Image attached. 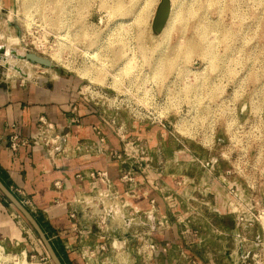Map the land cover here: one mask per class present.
I'll return each mask as SVG.
<instances>
[{
	"label": "rangeland",
	"instance_id": "rangeland-1",
	"mask_svg": "<svg viewBox=\"0 0 264 264\" xmlns=\"http://www.w3.org/2000/svg\"><path fill=\"white\" fill-rule=\"evenodd\" d=\"M146 1L137 0L124 15H111L117 0L1 2L0 76L70 81L115 133L136 121L167 123L179 136L181 124L195 135L214 124L217 140L230 149L223 158L229 163L224 170L231 171L226 180L237 189L229 200L222 195L231 206L212 211V224L200 220L190 230L196 239H209L207 260L264 264V0H176L174 5L170 0L162 27L172 22L168 45L159 49L164 29L156 33L153 24L162 0H153L146 25L135 22ZM118 2L131 5V0ZM191 40L205 43L199 45L203 55L202 50L184 54ZM179 47L173 65L162 63ZM12 50L37 53L56 67L20 60ZM126 58L132 66L125 65ZM8 208L25 230L23 242H1L11 257L7 264H17L25 251L26 264H54L24 216L10 202Z\"/></svg>",
	"mask_w": 264,
	"mask_h": 264
},
{
	"label": "crops",
	"instance_id": "crops-1",
	"mask_svg": "<svg viewBox=\"0 0 264 264\" xmlns=\"http://www.w3.org/2000/svg\"><path fill=\"white\" fill-rule=\"evenodd\" d=\"M12 1L0 3L11 5ZM20 78L0 76V180L38 220L63 264H134L141 259L156 264H218L206 259L209 239H196L190 227L200 220L212 224V211L231 206L230 180L224 170L228 160L222 158L212 173L200 164L202 159L230 151L218 143L219 133L210 135L206 144L187 124L181 125L184 132L179 136L167 123L136 121L118 135L104 115L81 99L72 82L56 76L50 80L40 75L36 81ZM41 116L68 132L66 153L56 162L39 148L14 152L9 146L14 133L37 134ZM92 172L106 176L94 180ZM127 172L133 177L130 183L122 181ZM108 186L120 192L131 188L135 197L130 200L141 213L131 223L120 215L111 219V235L128 240L125 251L93 256L104 240L96 229L80 234L91 222L76 199H93ZM7 202L2 195L0 241L21 243L25 228ZM74 212L77 219L71 217ZM199 241L202 247L194 250ZM148 242L154 244L152 252H147Z\"/></svg>",
	"mask_w": 264,
	"mask_h": 264
},
{
	"label": "built area",
	"instance_id": "built-area-1",
	"mask_svg": "<svg viewBox=\"0 0 264 264\" xmlns=\"http://www.w3.org/2000/svg\"><path fill=\"white\" fill-rule=\"evenodd\" d=\"M93 110H96L92 108ZM97 111V110H96ZM105 120V119H104ZM105 122H107L105 120ZM163 123V122H161ZM110 125V124H109ZM213 126V127H212ZM215 125H209L205 129L202 128L197 134L201 138H205V143L208 144V139L210 135L216 134ZM212 127V128H211ZM38 133L33 135L32 137H23L17 133H14L9 138V146L12 151L18 152L20 149L25 147H34L41 149L46 157L54 162H56L59 158L65 155L67 150V141H68V132H65L63 129L58 128V126L48 119L46 116H41L38 119ZM124 125H121L119 128L117 127V134H123ZM221 140V141H219ZM218 142H223V139H219ZM145 154V152L143 153ZM223 156H214L209 159H202L200 164L203 168L208 170L209 172H215L220 166L221 159L224 158L225 153L221 154ZM122 159V156H118ZM231 171L228 170L225 173V176H230ZM105 174L101 172H92L91 178L94 180H101L105 178ZM122 181L124 182H132L133 177L131 173L127 172L122 176ZM57 188H61L60 184L57 183ZM237 189L235 183H229L230 192H235ZM135 197L134 192L131 188L125 190L124 192L118 191L116 188H111L108 186L106 189H100L98 195L93 199H76L77 202L81 203L83 207V215L85 218L91 222V226L85 228L83 231H80L81 235H89L93 233L96 229L102 241L95 249L92 251V255L95 256L97 254H106L110 250L120 253V251H125L128 246V240L116 238L110 233V222L111 219L114 218L115 215H120L121 217H125V220L131 223V219L136 215L141 213V210L135 206L130 198ZM125 211V212H123ZM153 212L150 213V218L152 217ZM77 213H72L71 217L73 219H77ZM127 217V218H126ZM139 237V234L138 236ZM1 245V241H0ZM1 249L3 253H5L4 247L1 245ZM147 252L154 249V244L152 242L147 243ZM139 255H142V251L138 250ZM153 255V253H152ZM134 264H156L155 261H151L147 263L145 260L141 259V262H134Z\"/></svg>",
	"mask_w": 264,
	"mask_h": 264
},
{
	"label": "water",
	"instance_id": "water-1",
	"mask_svg": "<svg viewBox=\"0 0 264 264\" xmlns=\"http://www.w3.org/2000/svg\"><path fill=\"white\" fill-rule=\"evenodd\" d=\"M169 1L170 0H164V3L158 9V12L154 19V24H153V28L156 33H159L160 31L164 29V28L162 29V27L166 20ZM0 52L4 53V51L2 50H0ZM12 55L16 58H19L20 60H24L32 64L40 65L44 68H55L56 67V65H54L51 59L41 56L34 52L22 53V52H19L18 50H12ZM20 71L21 70H19V72ZM0 191L7 198V200L24 216V218L31 225V227L37 232L50 258L52 259L53 263L63 264L56 250L54 249L52 243L48 239L45 231L42 229L41 225L39 224L38 220L24 206V204L14 195V193L8 187H6V185L1 180H0Z\"/></svg>",
	"mask_w": 264,
	"mask_h": 264
},
{
	"label": "bare ground",
	"instance_id": "bare-ground-1",
	"mask_svg": "<svg viewBox=\"0 0 264 264\" xmlns=\"http://www.w3.org/2000/svg\"><path fill=\"white\" fill-rule=\"evenodd\" d=\"M121 1H123V0H121ZM197 1V0H196ZM199 1V0H198ZM204 1V0H203ZM103 2V1H102ZM105 2H107V1H105ZM104 2V3H105ZM153 0H147L146 2H145V4L143 5V7L142 8H140L139 10H138V12H136V16H135V22L137 23V24H140V25H142L143 23H145V18H146V14H147V12H148V10H150L151 8H152V6H153ZM175 2H176V0H172V3H173V5L175 4ZM212 2H215V1H212ZM138 2H137V0H131V5L129 6H126L123 2H118V0H117V3H116V5H112V14L111 15H113V14H120V15H124V14H126L127 12H130V11H133L134 10V8H135V6H136V4H137ZM194 3H195V0H194ZM202 3V2H201ZM106 4H108V3H106ZM114 4V3H113ZM140 4H142V3H140ZM107 7V6H106ZM140 7V6H139ZM62 8V7H61ZM201 8V7H200ZM192 9V8H191ZM109 10V9H108ZM193 10V9H192ZM197 10V9H196ZM191 11V10H190ZM194 11V10H193ZM198 11V10H197ZM196 11V12H197ZM108 12H110V10L108 11ZM192 12V11H191ZM191 12H190V14H191ZM150 13V12H149ZM134 15V14H133ZM62 16V15H61ZM117 16V15H116ZM192 17V16H191ZM148 20V19H147ZM139 25V26H140ZM145 25H146V23H145ZM142 27V26H141ZM171 27H172V22H170L169 24H168V26H166L165 28H164V30L162 31V34H161V39H160V41L158 42V44H157V48L156 49H159V48H161L162 46H165L166 48H167V45H168V35H169V31H170V29H171ZM206 28V27H205ZM142 29V28H141ZM144 30H145V27H144ZM143 30H141L140 31V34L141 35H144L143 34V32H142ZM139 33V32H138ZM204 32H200V36L201 37H204L205 38V33L203 34ZM146 34V33H145ZM145 36V35H144ZM140 38H142V37H140ZM145 38V37H144ZM145 43V42H144ZM144 43H142L141 45H144ZM205 43H202V41H199V40H191V41H189V43L187 44L186 43V45H191L190 47H189V49L188 50H190L189 52H184V54L186 53V55H188V56H190V55H192L194 52L195 53H197V51L199 52V51H201V55H203L202 53H203V49L199 46V45H204ZM155 45V44H154ZM145 49V48H144ZM140 50V49H139ZM19 52H21V51H19ZM22 53H26V52H22ZM182 53V47H179L178 48V50L174 53V57L173 58H170L168 55L167 56H165L163 59H161L162 61H164V62H162V61H160V62H162V63H165L166 61H169V65L170 64H172L174 61H175V59L176 58H178V56H180V54ZM199 54V53H198ZM200 55V56H201ZM126 56V55H125ZM124 57V56H123ZM56 58V57H55ZM127 59V58H126ZM125 65H128V66H132L133 65V61H132V59L131 58H129V59H127V60H125ZM166 65V64H165ZM168 65V66H169ZM173 65V64H172ZM171 67V66H170ZM170 67H167V68H169L170 69ZM180 122V121H179ZM180 125V124H179ZM178 125V126H179ZM182 125V124H181ZM183 127V126H182ZM181 129H184V127L183 128H181ZM183 131V130H182ZM2 247H1V245H0V264H7V261L9 260V259H11V257H10V255H7V254H4L3 253V251H2V249H1ZM26 261H27V253H26V251L25 252H23L22 253V256H20V259H19V261L17 262V264H26ZM3 262V263H2Z\"/></svg>",
	"mask_w": 264,
	"mask_h": 264
},
{
	"label": "flooded vegetation",
	"instance_id": "flooded-vegetation-1",
	"mask_svg": "<svg viewBox=\"0 0 264 264\" xmlns=\"http://www.w3.org/2000/svg\"><path fill=\"white\" fill-rule=\"evenodd\" d=\"M163 3H164V0H162V3H161V5H162ZM161 5H160V6H161Z\"/></svg>",
	"mask_w": 264,
	"mask_h": 264
},
{
	"label": "trees",
	"instance_id": "trees-1",
	"mask_svg": "<svg viewBox=\"0 0 264 264\" xmlns=\"http://www.w3.org/2000/svg\"><path fill=\"white\" fill-rule=\"evenodd\" d=\"M8 204H9V202H7ZM61 261H63V260H61ZM63 263V262H62Z\"/></svg>",
	"mask_w": 264,
	"mask_h": 264
}]
</instances>
